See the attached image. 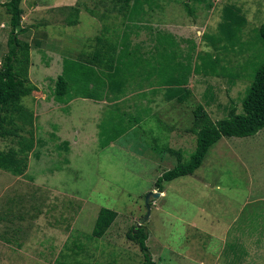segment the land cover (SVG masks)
I'll return each instance as SVG.
<instances>
[{"label":"rangeland","instance_id":"rangeland-1","mask_svg":"<svg viewBox=\"0 0 264 264\" xmlns=\"http://www.w3.org/2000/svg\"><path fill=\"white\" fill-rule=\"evenodd\" d=\"M8 1L0 0V55L8 50L10 16L3 6ZM212 1L214 8L207 9L188 0H149L138 24L143 28L130 27L129 39L132 48L138 44L141 53L155 51L157 59L150 60V53L136 57L138 66L126 77L120 101L100 92L101 99L70 104L81 98L74 96L61 104L53 91L63 60L93 52L95 38L103 34V13L109 16L107 36L121 45L125 27L117 13L106 12L113 0H23L22 25L28 31L21 36L31 44L30 79L38 88L23 103L34 113L38 141L24 176L0 170V224L12 235L4 239L15 246L22 241L32 254L44 256L42 264H54L62 253L71 264H144L139 246L127 239L130 228L142 224L156 264H264V129L247 138L223 137L193 175L164 183L160 197L150 196L146 218V197L160 193L156 181L177 165L158 147L184 150L189 160L196 147L191 128L197 107L202 105L214 122L232 109L241 113L253 76L264 63L259 37L264 0ZM227 5L242 8L247 18L241 42L219 52L218 76L192 72L186 86L192 96L183 104L169 101L168 67L172 76H180L201 63L199 56L218 51L206 36H219ZM71 7L81 9L76 25L67 23ZM123 114L139 119L142 128L105 146L119 131L118 122L113 123ZM65 141L68 151L62 148ZM11 147V140L0 139L1 150ZM102 208L118 215L103 238L92 239ZM10 259L11 264H28L18 252Z\"/></svg>","mask_w":264,"mask_h":264},{"label":"trees","instance_id":"trees-1","mask_svg":"<svg viewBox=\"0 0 264 264\" xmlns=\"http://www.w3.org/2000/svg\"><path fill=\"white\" fill-rule=\"evenodd\" d=\"M188 1L204 5L207 9L214 8L212 0ZM22 3L23 0H9L3 4L10 16L8 23L10 34L7 42L8 50L5 54L0 55V139L11 140L14 146L7 151L0 149V170L9 172L15 177L24 176L26 173L29 154L34 151L38 141L36 133L32 129L34 113L27 109L23 103V99L30 97L38 88L30 79L31 44L21 36L28 31L22 25L25 13ZM148 3L149 0H113V6L106 8V12L107 14L115 12L122 19L125 27L124 33H126L123 40L125 44L121 45L116 42V39L107 36L111 32V28L105 22L109 16L103 13L99 17L104 22L103 34L95 38L93 52L81 54L76 60H64L63 74L55 83L53 91V96L58 103L68 104L74 96L101 99L103 96L100 95V92L111 94L115 101L121 100L128 84L127 78H130L134 73L133 67L137 65L134 61L136 57L146 56L147 53H150V60H156L155 51L147 52L145 50L146 53H141L140 45L137 44L132 48L129 39L130 33L133 32L129 30L130 27L136 30L143 28L138 24H141V17L146 14L143 6ZM185 6L189 14H195L194 8L187 3ZM71 10L67 23L76 25L81 9L80 7H71ZM87 12L95 17L94 11L87 8ZM222 18L219 36H206L209 46L218 50L216 53L199 56L201 63H194V67L191 65L189 71H184L180 76H172V67H168L166 73L170 72V76L166 77L164 81L170 86L167 89L169 101L175 100L178 104H183L192 96L191 90L186 88L192 72L205 76H218L217 69L221 63L219 52L228 51L241 42V34L248 23L242 8L227 5L223 8ZM259 37L264 43V24L259 28ZM161 41L159 37L158 43L162 46ZM172 42L173 40H171ZM193 49L195 48L193 47ZM132 55L135 57L131 58ZM194 115L195 120L191 131L196 135V147L189 160L185 157L184 150L173 149L168 145L158 147L160 153L169 154L177 160V165L156 181V187L160 193L164 192V183L193 175L203 165L210 149L223 137L247 138L257 135L264 129V63L253 76L252 84L242 101L241 113H236V110L232 109L228 117L214 122L204 107L199 105ZM126 117L128 115L123 114L121 119L113 123L114 126L118 122L119 131L109 139L105 146H109L135 129L142 128L143 125L140 124L139 119ZM134 123H137L138 126H134ZM27 126L31 128L27 130ZM62 148L68 151L69 143L65 142ZM117 215L116 211L102 208L95 222L91 238H103L115 222ZM127 239L139 246L144 264H156L147 245L149 232L146 226L142 224L132 226L127 232ZM77 249L76 247L71 250L74 256L79 253V249ZM69 259L70 257L62 253L54 264H71Z\"/></svg>","mask_w":264,"mask_h":264},{"label":"crops","instance_id":"crops-1","mask_svg":"<svg viewBox=\"0 0 264 264\" xmlns=\"http://www.w3.org/2000/svg\"><path fill=\"white\" fill-rule=\"evenodd\" d=\"M136 41L137 40L135 39V42ZM133 57H135V55L131 56V58H133ZM156 59H157V53H156ZM64 60H63V63H64ZM146 60L147 59H145V61ZM63 69H64V65H63ZM76 100H84V99L83 98H74L70 102V104L72 102H75ZM8 218H10L9 215H8ZM8 218H6V219H8ZM0 227H2V231L0 232V262L2 261L3 264H8V263L11 264L10 263L11 262V259H10L11 258V253H17V252L19 254H23V256L26 259V261L28 262V264H37V262L39 264H42V263L46 262V260L44 259V256H42L41 258H38L37 256H35L34 254L31 253L29 248L22 247V245H21L22 241H19L18 245L15 246L14 242L12 240L4 239V237H8V236H12V235L7 234V232H6L7 230H5L4 224L3 225L0 224ZM13 236L15 237L16 235H13Z\"/></svg>","mask_w":264,"mask_h":264},{"label":"water","instance_id":"water-1","mask_svg":"<svg viewBox=\"0 0 264 264\" xmlns=\"http://www.w3.org/2000/svg\"><path fill=\"white\" fill-rule=\"evenodd\" d=\"M151 195H153V196H155V197H160L161 196V193H151V194H149L147 197H146V207H147V209H148V213H147V217L146 218H148V216L150 215V204H149V199H150V196Z\"/></svg>","mask_w":264,"mask_h":264}]
</instances>
